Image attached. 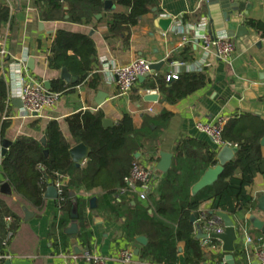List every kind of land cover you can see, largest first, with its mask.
Listing matches in <instances>:
<instances>
[{
	"label": "trees",
	"instance_id": "obj_1",
	"mask_svg": "<svg viewBox=\"0 0 264 264\" xmlns=\"http://www.w3.org/2000/svg\"><path fill=\"white\" fill-rule=\"evenodd\" d=\"M160 0H118L114 10L104 11L102 0H35L41 21H55L56 12L72 24L81 26L104 27L105 40L120 39L129 45L131 30L138 26L140 19L159 10ZM65 8V10H63ZM101 15L100 19L96 16ZM11 23L10 9L0 4V35L3 27ZM246 25L264 37V23L259 19H247ZM182 54V53H181ZM180 57V56H179ZM96 52L91 38L57 31L47 57L51 70L66 68L71 75L77 76L78 84L87 83L96 90L98 78L93 74ZM183 61L188 58H180ZM176 61L170 57L168 63ZM166 73L157 72L141 84L144 91H155L161 97V103L174 105L205 87L209 80L202 72L182 73L175 81L166 82ZM71 86H63L57 80L51 84V92L61 95L70 93ZM8 87L0 77V146L9 122L1 120L7 102ZM172 114L165 108L154 118L145 117L139 129L135 128L129 114H124L112 128H103V114L100 111L77 113L67 119L73 143L84 144L90 149V156L84 167L76 168L71 161L69 150L72 144L67 142L57 122H49L40 140L19 137L11 143L3 157L0 156L5 183L11 193H0V253L10 247L20 223L25 220V211L40 216L45 208L44 192L49 183H55L59 177L67 176L68 183L58 189L56 200L58 214L53 217L51 236L56 232L65 248L66 236L62 230L71 224L70 213L75 206L79 233L76 236L82 246L90 241V217L86 214L88 200L76 196L77 190L89 192L102 188L98 208L108 213L111 220L124 218L123 237L134 242L136 237L145 236L147 246L142 248L140 258L153 264H176L178 246L183 244L185 264H203L206 257L199 240L194 237V225L191 217L198 219L199 207L211 202V212L225 213L233 218L238 211H250L253 201L246 194L256 174L264 175V158L261 141L264 139V121L250 114H235L226 121L222 140L236 150L234 159L228 163L217 183L198 192L195 196L190 188L202 175L217 165V151L190 138H181L173 150L170 170L163 175L157 187L155 197L149 196V204L143 207L119 196L125 188L124 178L129 175L135 154L145 148V141L157 142L160 133L166 128ZM157 147L152 150L148 162L152 164ZM15 195V201L5 200ZM120 198V203L116 199ZM151 211V214L148 212ZM10 217L12 223L7 226L4 219ZM12 236L7 240L8 233ZM259 233L249 228V235ZM7 240V241H6ZM213 247L220 242L209 239ZM210 252H213L210 250ZM235 256L245 261L242 251L235 250ZM213 258V256H210ZM220 264L223 254L214 255Z\"/></svg>",
	"mask_w": 264,
	"mask_h": 264
},
{
	"label": "crops",
	"instance_id": "obj_2",
	"mask_svg": "<svg viewBox=\"0 0 264 264\" xmlns=\"http://www.w3.org/2000/svg\"><path fill=\"white\" fill-rule=\"evenodd\" d=\"M232 1L251 8L239 10L232 16L233 23L246 27L247 35L231 39L235 52L229 63H223L218 61L213 53L207 55L199 42L190 40V42L182 44L181 37L174 30L176 22L180 21L185 26V33H188L191 38L194 33L201 30V25L204 23L207 31L215 33L205 20V10L199 0H160L158 12H151L143 16L138 26L131 30L127 46L123 45L120 39L105 40L103 37L105 28L102 26L95 28L94 26L69 23L62 11L55 13L57 18L55 21H41L35 0H0V4L4 3L9 6L11 15V23L3 27L0 35V47L6 52V59H0V77L6 80L4 76L9 66L24 60L26 74L31 79L39 81L43 87L46 81L50 85L53 81H61L59 79L60 70L49 69L47 57L50 55V48L56 32L65 31L85 35L92 39L96 52L93 74L99 81L96 90L89 88L87 83L81 85H77V83L71 86L72 91L61 95L55 106L45 109L37 117L31 119L19 117V108L11 102V107L5 113L7 117L5 121L9 122V126L4 133L3 140L11 143L19 137L40 140L47 124L55 121L59 125L63 138L72 144V148L77 144L73 143L67 119L77 113L90 112V110H93L92 113L100 111L103 118L111 120L113 125L121 120L124 114H129L135 128L139 129L145 117H157L165 108L172 114L166 128L160 133L157 142L145 141V148L136 153L138 156L135 157L141 165L146 168L151 167L155 171L153 167L159 161L158 153H168L173 156L174 147L181 138H190L194 142L204 143L215 150L209 139L196 130L197 123L210 124L219 118L227 121L233 115L242 113L260 117L264 121V37L246 25V20L251 18L259 19L264 23V0ZM114 5L115 2H112V8ZM158 18L172 19V23L166 31H162L156 26ZM39 23H42L41 27ZM218 34L226 36L223 32ZM170 57L176 60L173 62L184 63L188 70L200 68V72L208 78V84L174 105H165L161 103V97L157 92L143 90L141 84L151 77L149 76L142 83L138 82L128 97H117L113 67L125 66L136 58H142L150 64L164 62L159 71L169 75L173 71V67H171L173 62H167ZM180 58H188V60L182 62ZM29 59L34 61L33 70L27 69ZM101 61L105 63L102 64ZM182 73L187 72L183 69L180 74ZM62 84L68 86L64 82ZM98 92L107 95L100 107L95 104V101L98 100ZM146 95H157L158 99L155 102H145ZM146 109H151L152 112L148 113ZM3 116L4 112L1 115V120H3ZM154 147H157V151L153 156L152 164H150L148 158L152 155ZM261 152L264 158V146H262ZM85 163L81 167H84ZM156 174L160 180L164 175L157 172ZM3 183L5 180L0 167V186ZM58 183L60 187H63L68 183V177H59ZM245 192L253 201L250 211H238L231 219L238 233L236 250L242 251L246 259L243 261L240 256L237 257L233 254L231 264H258L253 255V245L256 246V240L263 235L259 232L258 235H249V228L252 229V227L248 219L252 215L260 219L263 218L254 208L257 195L264 194V175L256 174L252 184L245 188ZM103 193L100 187L89 192L82 189L75 192L77 197L88 200L86 214L90 217L89 244L82 246L75 237L79 254L74 253L70 243L71 238L64 235L63 230L62 235L67 238L64 249L61 247L58 232L51 236L52 219L58 214V209L56 200L46 199L42 214L37 217L32 214L33 217L28 221L23 219L11 240L9 249L2 250L10 255V259L6 261H9L10 264H86L81 256L88 252L105 258L107 264H120L117 257L121 251L126 250L133 254L129 264H153L140 258V252L145 246L138 244L136 239L141 236L136 237L134 242H129L123 237L124 218L111 220L107 212L99 210V197ZM156 194L157 189L150 196L155 197ZM92 198L96 199L95 210H90L89 207V200ZM124 198L131 201V198L127 196ZM10 199L12 202L15 201V195L11 194L5 198V200ZM149 201V197L146 201H139L133 195L132 205L136 202L147 207ZM116 202L120 203V198H117ZM199 211L210 215L212 213L211 202L201 204ZM148 213L151 214V211ZM244 231L253 241V245L245 246L243 244ZM199 241L201 242V240ZM219 247H221V243ZM136 250L139 251L137 256L134 255ZM203 250L206 257L203 264H217L216 258H214L216 253L223 254L225 259L226 254L222 250L220 252H215L210 248ZM73 255L77 256L75 260L72 259ZM176 264H185L182 243L178 246Z\"/></svg>",
	"mask_w": 264,
	"mask_h": 264
},
{
	"label": "built area",
	"instance_id": "obj_3",
	"mask_svg": "<svg viewBox=\"0 0 264 264\" xmlns=\"http://www.w3.org/2000/svg\"><path fill=\"white\" fill-rule=\"evenodd\" d=\"M199 1L203 2V0ZM204 24L201 25V30L192 35V38L188 36V33H185V26L180 21L176 22L174 30L176 34L181 37L182 44H186L190 42V40L199 42L206 51L207 55L213 53L214 57L218 61L229 63L235 52L232 40L227 36L207 31ZM0 59H6V52L2 47H0ZM101 62L102 64L105 63L104 61ZM149 65L150 63L146 60L142 58H136L125 66L113 67L112 72L115 77L117 97H128L134 87L137 85L138 78H147L151 76ZM171 67H173V71L171 74L166 76V82L177 80L183 69L187 73L201 71L200 68L188 70L185 68V64L181 62H173L171 63ZM4 77H6L5 82L8 87V95L3 120L7 119L5 113L11 107V102L14 100L18 99L22 103V108L18 110V116L23 119H31L33 117H37L45 109L55 106L61 97L60 93L47 91L39 81L31 79L26 74L24 69V60H20L19 62L10 65ZM146 112L151 113L152 110L146 109ZM225 124L226 120L219 118L210 124L197 123L195 128L209 139L215 151H219L221 148L226 146L222 140V132ZM123 181L125 188L119 191L120 197H131V195H135L139 201H146L147 198L157 189L160 178H158L156 171H153L151 168H146L139 162L135 161L131 165L129 175L126 176ZM54 187L57 190L60 188L58 180L54 183ZM4 220L7 226H10L12 223V219L10 217H6ZM194 230L196 234L198 231H200L205 237L204 239H201V246L203 249L210 248L215 252H220L221 247H213L209 243L210 235L222 234L224 232L223 222L218 216H216L214 213L210 215L200 213L198 219L195 220ZM11 236L12 233L9 232L7 235V240ZM263 242L264 237L261 236L258 238V240H256V246H254L253 241L247 232L244 231L243 244L245 246L253 245V255L258 264H264ZM81 257L86 264H107V260L105 258L90 254L88 252L83 253ZM132 257L133 254L131 251L123 250L119 253L117 261L120 264H129L132 260ZM76 258V255L72 256L73 260ZM9 259L10 255L8 253H0V264H3ZM220 264H226L224 258Z\"/></svg>",
	"mask_w": 264,
	"mask_h": 264
},
{
	"label": "water",
	"instance_id": "obj_4",
	"mask_svg": "<svg viewBox=\"0 0 264 264\" xmlns=\"http://www.w3.org/2000/svg\"><path fill=\"white\" fill-rule=\"evenodd\" d=\"M118 0H108L104 2V11H110L113 10L112 8V2H115ZM202 7L205 10V16L206 21L208 25L213 29L215 33H225L226 36L230 39H237L241 38L243 36L247 35V29L244 26L236 25L232 22V16L234 13H237L239 10H243L244 8H247L249 10L251 7L239 4L236 2H233L232 0H203ZM152 13H156L155 10L152 11ZM101 15L96 16V19H100ZM172 23L171 18H158L156 20V26L162 30L166 31L169 26ZM39 26H42V23H39ZM93 32V31H92ZM33 64L34 61L32 59H29L27 61V69L33 70ZM164 65V62L150 64V75H153L156 72H159L160 68ZM59 79L64 82L68 86H73L78 83V78L75 76H72L66 68H62L59 73ZM145 80V77L138 78V82L142 83ZM44 88L47 91H51V85L48 81L44 82ZM98 100L95 101L96 106L100 107L105 99L107 98V95L98 92L97 93ZM158 96L157 95H146L144 97L145 102H155L157 101ZM12 104L16 105L17 108H22V103L20 100H14L12 101ZM92 113L93 110H90ZM36 116V115H33ZM102 126L103 128H112L113 122L109 119H103L102 120ZM11 142L7 140H2L1 142V148H0V156L3 157L5 153L7 152V149L10 147ZM261 145L264 146V139L261 141ZM236 154V150L231 148L230 146H224L217 152L216 160L217 165L214 168L208 169L202 177L199 179L197 183H195L191 188V195L195 196L198 192L202 191L205 188L212 187L217 181L219 180V177L223 173L224 167L230 163ZM69 155L71 158L72 163L76 168H80L89 158L90 156V149L85 146L84 144L80 143L76 146L72 147L69 150ZM138 154H135V157H137ZM172 158L173 156L168 153H158V159L159 161L153 167V169L158 172L159 174H166L172 164ZM151 167H149L150 169ZM0 193L3 195H8L11 193V190L8 186V184L3 183L0 186ZM58 190L54 187L53 183H49L48 186L45 189L44 192V198L48 200H57L58 198ZM89 207L90 210L96 209V199L92 198L89 200ZM255 211L260 213L263 218H258L255 215H252L249 217L248 222L253 230L259 232L261 235L264 236V194H259L256 197V205H255ZM212 214V213H211ZM216 216H218L224 225V232L222 234H213L210 235V239L217 240L221 243V250L223 253L226 254L225 261L226 264H231L233 260V254L236 250V242L238 240V233L237 230L234 227V223L227 214L225 213H215ZM33 217L32 213L25 211V220L28 221ZM71 224L63 229V234L66 236H69L71 238V246L74 249L75 254H79V250L76 248V240L75 237L79 233V228L77 224V213L75 206L73 207L71 213ZM191 223H195V217H191L190 219ZM205 237L201 234L200 231L197 232L195 239L201 240ZM136 242L142 246L147 245V240L145 237H138L136 239ZM138 250L134 252V255H138ZM4 264H10L9 261H5Z\"/></svg>",
	"mask_w": 264,
	"mask_h": 264
}]
</instances>
